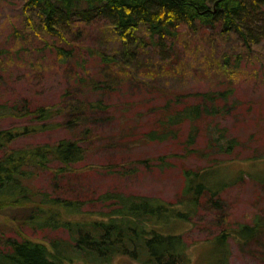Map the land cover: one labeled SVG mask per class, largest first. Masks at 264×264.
I'll list each match as a JSON object with an SVG mask.
<instances>
[{
	"label": "rangeland",
	"instance_id": "obj_1",
	"mask_svg": "<svg viewBox=\"0 0 264 264\" xmlns=\"http://www.w3.org/2000/svg\"><path fill=\"white\" fill-rule=\"evenodd\" d=\"M25 2L0 0V102L20 114L1 117L0 129L42 121L23 115L22 106L52 108L58 126L21 135L9 147L77 136L86 149L72 174L36 171L30 185L78 199L83 211L97 213L105 207L98 200L104 192L175 202L185 188L184 169L218 168L216 183H231L215 196L220 203L203 193L192 220L178 221L177 232L188 245V264H215L223 248L230 264H264V229L247 243L230 237L224 246L217 237L241 224L258 222L264 228V38L248 49L237 33L221 34L219 27L183 28L165 45L146 40L132 62L121 58L119 70H113L101 55L120 50L123 43L112 33L106 37L104 18L74 17L71 25L78 28L51 34L37 10L27 9ZM57 46L72 48V55L60 59ZM229 86L234 92L228 103H221L227 109L215 120L205 116L196 128L184 122L167 139L148 137L165 113L168 97L163 91L196 93ZM97 102L102 107L95 109ZM213 124L226 127L227 136L238 140L232 153L208 148ZM179 208L184 210V205ZM28 216L24 208L0 214V249L9 236L44 242L67 237L64 229L29 227ZM111 264L141 263L119 255Z\"/></svg>",
	"mask_w": 264,
	"mask_h": 264
},
{
	"label": "trees",
	"instance_id": "obj_2",
	"mask_svg": "<svg viewBox=\"0 0 264 264\" xmlns=\"http://www.w3.org/2000/svg\"><path fill=\"white\" fill-rule=\"evenodd\" d=\"M25 7L37 10L45 30L51 34L64 35L73 27L78 28L77 24L71 25L75 24L74 17L104 18L106 37L112 33L123 43L120 50L101 55L106 67L113 70H119L121 58L125 63L132 62L135 52L146 40L165 45L183 28L219 27L221 34L237 33L243 47L248 49L259 45L264 38V0H26ZM56 49L60 59L73 53L68 47L57 46ZM225 59L228 61L227 57ZM233 92L232 86L196 93L163 91L168 97L165 113L157 130L149 131L148 137L167 139L184 122L196 128L205 116L215 120L225 113L227 108L221 103H228ZM93 106L98 109L102 104L97 102ZM21 109L23 115L42 121L0 129V150H4L0 157V214L27 209L29 227L64 229L67 237L44 242L26 236H9L0 249V264H65L75 260L111 264L119 255L130 256L141 264L190 263L188 245L183 234L177 232L178 221L192 220L203 193L209 196L210 202L220 203L215 196L231 183H216L218 168L184 169L185 188L175 202L152 195L107 191L98 197L105 205L103 210L86 212L78 199L54 196L30 185L36 171L54 169L56 176L72 174L86 155L82 140L77 136L63 137L56 142L9 147L21 135L58 126L53 123L56 113L52 108L22 106ZM7 114L20 115L15 107L0 102V118ZM210 133L209 149L232 153L236 148L238 140L227 136L226 127L213 124ZM192 138L191 132L189 142ZM179 205H184V210ZM263 229L258 222L241 224L236 229L222 231L217 237L224 246L230 237L247 243ZM215 264H230L225 248Z\"/></svg>",
	"mask_w": 264,
	"mask_h": 264
}]
</instances>
